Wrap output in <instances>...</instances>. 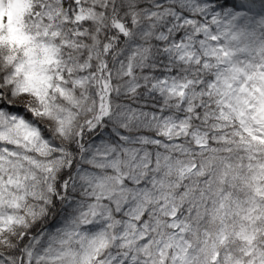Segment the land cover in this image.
<instances>
[{"label": "snow or ice", "instance_id": "obj_1", "mask_svg": "<svg viewBox=\"0 0 264 264\" xmlns=\"http://www.w3.org/2000/svg\"><path fill=\"white\" fill-rule=\"evenodd\" d=\"M0 264H264V0H0Z\"/></svg>", "mask_w": 264, "mask_h": 264}]
</instances>
